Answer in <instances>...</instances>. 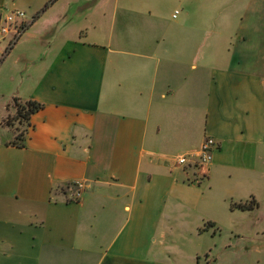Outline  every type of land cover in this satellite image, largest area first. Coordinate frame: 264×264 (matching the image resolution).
<instances>
[{"label": "crops", "instance_id": "1", "mask_svg": "<svg viewBox=\"0 0 264 264\" xmlns=\"http://www.w3.org/2000/svg\"><path fill=\"white\" fill-rule=\"evenodd\" d=\"M12 10L32 21L0 47V81L43 108L22 148L4 127L0 264H185L148 259L153 227L192 240L264 211V0H0ZM205 137L218 149L198 188L173 161Z\"/></svg>", "mask_w": 264, "mask_h": 264}, {"label": "rangeland", "instance_id": "2", "mask_svg": "<svg viewBox=\"0 0 264 264\" xmlns=\"http://www.w3.org/2000/svg\"><path fill=\"white\" fill-rule=\"evenodd\" d=\"M173 11L172 6L165 8L162 13L165 19L170 17ZM168 24V21L165 22ZM7 40H5L6 42ZM4 41H0L2 47ZM3 81H0V112L5 109L8 113L2 114L0 117V142L4 143L12 138L11 131L16 134H23L27 128V124L14 121L13 127L8 129L5 127L7 118L9 122L14 120L15 107L13 100H8V90H4ZM7 101V103H6ZM6 103V104H5ZM19 144L20 142H16ZM177 155V151L171 152V156ZM198 188H205V183L193 185ZM66 190V186L64 187ZM67 192V191H66ZM86 191L85 193H87ZM81 200V199H80ZM264 214L261 211L257 215H251V224L235 225L232 228L225 227L212 236L211 232L200 236V238H193L192 240L183 239L181 236V226L170 220H164L158 226L153 227L154 232H150L148 236V243L146 248V255L150 260H165L172 261L173 259H182L185 264H196L195 255H199V264H205L204 260L207 255L203 256L208 250H211V256L214 259L212 264H251L260 257L259 251L264 248V232L263 225L255 228L256 224L253 222L254 217L260 218ZM255 224V225H254ZM213 237V239H211ZM253 239V240H252ZM225 249V250H224ZM259 250V251H258Z\"/></svg>", "mask_w": 264, "mask_h": 264}, {"label": "built area", "instance_id": "3", "mask_svg": "<svg viewBox=\"0 0 264 264\" xmlns=\"http://www.w3.org/2000/svg\"><path fill=\"white\" fill-rule=\"evenodd\" d=\"M176 15L177 12H174L173 18ZM31 21L23 11L12 10L8 12L0 18V41L7 40V48H9L22 36ZM217 149L218 143L210 137H205L197 154H181L174 158V165L181 168L186 175V170H194V174L186 176L185 182L187 184L199 185L205 180L206 175L197 172L207 169L212 162L213 153ZM66 191L69 194L68 200L72 203H78L85 191V186L81 183L68 184Z\"/></svg>", "mask_w": 264, "mask_h": 264}, {"label": "trees", "instance_id": "4", "mask_svg": "<svg viewBox=\"0 0 264 264\" xmlns=\"http://www.w3.org/2000/svg\"><path fill=\"white\" fill-rule=\"evenodd\" d=\"M14 102V109H15V118L14 120H12V122H9V119L7 118L5 124V127L7 128H12L13 127V123L14 121H18L20 123H26L27 125H29V120L30 117L39 112L42 108L43 105L40 103H37L35 101H20L17 98H13L12 99ZM23 134H17L14 138V141L11 142L10 144L12 146H15L17 148H22L23 145L21 143V139H22ZM16 142H20L19 144H17ZM255 206L254 202L251 200V205H245V204H231V209H238L241 211L244 210H248V209H253V207Z\"/></svg>", "mask_w": 264, "mask_h": 264}]
</instances>
